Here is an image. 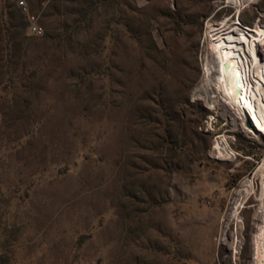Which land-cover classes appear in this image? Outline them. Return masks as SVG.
<instances>
[{"label":"rangeland","instance_id":"374dc122","mask_svg":"<svg viewBox=\"0 0 264 264\" xmlns=\"http://www.w3.org/2000/svg\"><path fill=\"white\" fill-rule=\"evenodd\" d=\"M25 1L44 33L26 28L32 93L16 73L0 91V106L29 101L0 107L9 264H261L264 134L194 91L208 25L239 17L264 36V0Z\"/></svg>","mask_w":264,"mask_h":264},{"label":"bare ground","instance_id":"6f19581e","mask_svg":"<svg viewBox=\"0 0 264 264\" xmlns=\"http://www.w3.org/2000/svg\"><path fill=\"white\" fill-rule=\"evenodd\" d=\"M254 1L256 0H229L227 2L238 7V12H241L243 7ZM244 26L239 17L232 21L225 18L221 22L208 25L210 50L206 55L205 77L202 83L196 87L194 94L212 105L215 94L220 92L230 104L237 108L244 121L252 123L249 128L264 134V112L262 111L264 96L261 91H258L253 80H251L250 92L243 86V78L246 73L244 70L247 69V65L250 68H255L256 63H262L259 56V43L264 38L262 34H255L253 30L247 33ZM253 93L261 96L254 100ZM257 183L259 186L258 200L260 201L258 211H260L264 223V169H262ZM251 189L252 186L247 184L237 194L243 198ZM258 241L260 242L257 243L256 252L260 257L261 264H264V224Z\"/></svg>","mask_w":264,"mask_h":264},{"label":"trees","instance_id":"16d2710c","mask_svg":"<svg viewBox=\"0 0 264 264\" xmlns=\"http://www.w3.org/2000/svg\"><path fill=\"white\" fill-rule=\"evenodd\" d=\"M16 1L0 0V91L9 92L8 88L16 84L13 77L14 73H16L18 84L22 89V91L18 92L29 94L33 91L31 80L37 72L30 67L32 62L31 54L38 39L26 33V17L17 7ZM29 2L40 4L43 0H29ZM91 4L94 6L95 3ZM60 12L61 8H58L57 13ZM28 103L27 98L20 99L18 94L11 97L6 107L0 106L1 112L7 115L22 111L21 104L24 105V108H27V104L29 108ZM9 119L11 120H9L10 122L13 121L11 117ZM4 121L7 123L6 125L10 124L6 117ZM3 204L0 197V264H9L18 227H9L4 221Z\"/></svg>","mask_w":264,"mask_h":264},{"label":"built area","instance_id":"2783aa9c","mask_svg":"<svg viewBox=\"0 0 264 264\" xmlns=\"http://www.w3.org/2000/svg\"><path fill=\"white\" fill-rule=\"evenodd\" d=\"M17 7L20 9L22 14L26 17L27 21V28L29 33L34 34V35H42L44 33V28L40 23L39 15L36 13H33L29 7V4L25 0H17L16 1ZM246 28V32L249 33L251 29L247 27L246 25L244 26ZM264 38V36H263ZM264 42V41H263ZM262 44L259 47V56L260 59L262 60V63H256L255 68L249 67L247 65V69L244 70L245 75L243 78V86L244 88H247L250 92L251 90V80L257 85L258 91L262 92V95L264 96V51ZM261 96L260 94L257 95L256 93L252 94L253 99H258L257 97ZM261 100V97H260ZM258 101V100H257ZM262 111L264 112V109L262 108ZM217 149V148H216ZM218 154L219 150L217 149ZM222 154L226 153L229 157H231V153L228 152L227 148H223ZM220 154V155H222Z\"/></svg>","mask_w":264,"mask_h":264},{"label":"water","instance_id":"95a60500","mask_svg":"<svg viewBox=\"0 0 264 264\" xmlns=\"http://www.w3.org/2000/svg\"><path fill=\"white\" fill-rule=\"evenodd\" d=\"M249 126H252V123L250 122V121H248V123H247Z\"/></svg>","mask_w":264,"mask_h":264}]
</instances>
